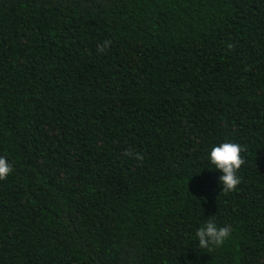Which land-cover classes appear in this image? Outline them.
Instances as JSON below:
<instances>
[{"label": "trees", "instance_id": "trees-1", "mask_svg": "<svg viewBox=\"0 0 264 264\" xmlns=\"http://www.w3.org/2000/svg\"><path fill=\"white\" fill-rule=\"evenodd\" d=\"M0 156V264H264V0H0Z\"/></svg>", "mask_w": 264, "mask_h": 264}, {"label": "clouds", "instance_id": "clouds-1", "mask_svg": "<svg viewBox=\"0 0 264 264\" xmlns=\"http://www.w3.org/2000/svg\"><path fill=\"white\" fill-rule=\"evenodd\" d=\"M111 43V40H105L98 46V52L105 51ZM229 47H232V45H229ZM243 151H246V148H242L238 143L223 142L219 145H214L208 153L210 163L222 173L218 179L226 191L234 190L241 183L237 172L245 163V157L241 155ZM124 155L134 157L141 162L143 161L142 154L131 149L126 150ZM12 172V164L5 156H0V180L7 179ZM230 234L229 227L217 226L214 220L206 221L204 226L198 228L195 232L199 246L208 249L220 247L229 238Z\"/></svg>", "mask_w": 264, "mask_h": 264}]
</instances>
